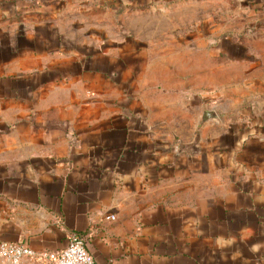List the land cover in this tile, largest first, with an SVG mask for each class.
Wrapping results in <instances>:
<instances>
[{
    "label": "crops",
    "instance_id": "crops-1",
    "mask_svg": "<svg viewBox=\"0 0 264 264\" xmlns=\"http://www.w3.org/2000/svg\"><path fill=\"white\" fill-rule=\"evenodd\" d=\"M236 2L243 36L199 48L189 87L143 32L178 0H0V243L264 264V0Z\"/></svg>",
    "mask_w": 264,
    "mask_h": 264
},
{
    "label": "rangeland",
    "instance_id": "rangeland-1",
    "mask_svg": "<svg viewBox=\"0 0 264 264\" xmlns=\"http://www.w3.org/2000/svg\"><path fill=\"white\" fill-rule=\"evenodd\" d=\"M179 1L182 4L177 3L167 11L153 9L146 14L144 17L150 18L143 32L154 33L156 51L162 50L161 55L164 53L165 60L172 63L163 80L176 85L186 82L192 87L196 79L201 83L202 77L212 76L209 71L203 74L196 71L195 52L199 48L211 51L224 39L243 36L247 13L236 0ZM183 49L188 51L187 57H180ZM205 56L208 58L204 65L211 64V56Z\"/></svg>",
    "mask_w": 264,
    "mask_h": 264
},
{
    "label": "built area",
    "instance_id": "built-area-1",
    "mask_svg": "<svg viewBox=\"0 0 264 264\" xmlns=\"http://www.w3.org/2000/svg\"><path fill=\"white\" fill-rule=\"evenodd\" d=\"M27 261L32 264H95L86 239L79 235H72L69 244L61 250H36L26 242L0 243V264H25Z\"/></svg>",
    "mask_w": 264,
    "mask_h": 264
},
{
    "label": "water",
    "instance_id": "water-1",
    "mask_svg": "<svg viewBox=\"0 0 264 264\" xmlns=\"http://www.w3.org/2000/svg\"><path fill=\"white\" fill-rule=\"evenodd\" d=\"M220 121V116L216 109L204 107L202 114L198 119L197 130L200 129L206 122L209 121Z\"/></svg>",
    "mask_w": 264,
    "mask_h": 264
}]
</instances>
